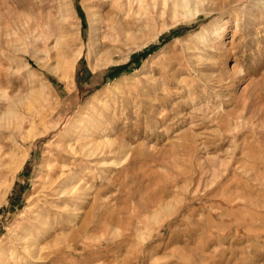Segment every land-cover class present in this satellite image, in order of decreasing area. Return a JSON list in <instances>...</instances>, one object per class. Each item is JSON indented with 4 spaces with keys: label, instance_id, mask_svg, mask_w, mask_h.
<instances>
[{
    "label": "rangeland",
    "instance_id": "374dc122",
    "mask_svg": "<svg viewBox=\"0 0 264 264\" xmlns=\"http://www.w3.org/2000/svg\"><path fill=\"white\" fill-rule=\"evenodd\" d=\"M0 157L13 264L52 163L94 175L95 229L60 252L46 214L37 264H264V0H0Z\"/></svg>",
    "mask_w": 264,
    "mask_h": 264
},
{
    "label": "bare ground",
    "instance_id": "6f19581e",
    "mask_svg": "<svg viewBox=\"0 0 264 264\" xmlns=\"http://www.w3.org/2000/svg\"><path fill=\"white\" fill-rule=\"evenodd\" d=\"M100 5H101L100 2H96V6H98V8H99V12L101 11L100 7H99ZM114 12H116V11H114ZM95 13H97V10ZM94 15H96V14H94ZM107 15H109V14L98 13V15H96V19H97L96 22H98L100 24V26H104V25L107 26V24H108L107 22L108 21H109V23L111 22V20H110L111 17L107 18L106 17ZM57 55H59V53ZM61 55L62 54H60V57H61ZM77 55H81V52L78 51ZM54 56H56V55H54ZM57 59H59V58L57 57ZM59 65H60V63H59ZM58 69H59V67H58ZM66 142L67 141L65 140V143ZM83 142H84L83 144L79 145L80 146L79 149H81L82 154L86 155L87 157L88 156L93 157L94 161H95V158L98 157V154H102V153H103V159L104 160L109 158V154L111 152V147L109 145L110 144L109 141H106V140L102 141V142H104V144L102 142H100L103 144L104 147L102 150H99V152H98V149H100V143H96V142L94 143V140H89L88 142L83 141ZM74 145H72V146H74ZM60 147H62L64 149V151H67V153L72 152L74 150L73 148H69V150H68V148L67 147L65 148V146H60ZM56 152H57V150H56ZM74 152H73V154L79 155L76 152L75 153ZM2 158H3V156H2ZM48 158L50 159L51 157H48ZM48 158H45V160H48ZM0 160H1V157H0ZM49 161H48V164H50ZM96 162H98V161H96ZM66 163H63V164H66ZM109 166L110 165H108V164L103 165L102 168H103L104 172L107 173L110 171ZM84 174L85 173H83V175ZM83 175L80 176L78 174V176H79L78 177L74 174L73 167H69L66 169L64 165H60L59 163L58 164L52 163V164L47 165V166L45 165L44 167L41 168L40 179L38 180L37 184L35 183L36 185L34 184L35 185V188L33 190L34 193H33V195H31L30 197L27 198L28 206L26 207L27 209H26V216H25V218L27 219V225L20 227V229H18V231L15 234H13L12 241H11L10 246H9V248H12L15 250L14 256L20 257V258L25 257L27 262H29L31 264H37V262H41L42 260H44L46 258V256L44 255L42 257L43 258L42 260L37 259V258L41 257L40 254H41V250H42V247L39 246V243H40L39 241H40V239L46 238L45 237L46 236V214L51 215V216H61L63 218H66L64 222H67V223H63L62 225H63V228H67L69 230V232L63 234L64 238H68V242L60 248L61 249L60 252H64V249L66 250V247H69V246H72L73 249H76L79 246L78 241H79V238L82 236V234L89 236L94 231L95 223H94L93 216H94V207L96 204V193L98 192V190L93 189V181H94L93 176L94 175H89V177H90L89 181H91V183H89V184L83 183V180H82ZM38 178H39V176H38ZM109 181H111V180L107 179V182H106L107 189H109V187H110ZM67 184H70L69 187L64 188V186H66ZM91 192H94L95 194L94 195H88ZM85 195H88V197H86V198H87V200H90L87 203V204H89L88 210L81 212V211H79V209L82 207L81 201H78L79 199L76 201H74V200L77 198H82L83 196L85 197ZM82 200H84V199H82ZM51 201L55 202L54 207H57L60 204H63V205L61 207H58L57 209H54V210L48 209L46 211V203L51 202ZM73 204H74V206L72 207ZM81 213H82V215H81ZM81 218H83V219L80 222L79 220H81ZM76 224H77V227L72 228V226L73 225L75 226ZM59 237H61V236H59ZM3 258L4 259L0 258V264H13L12 260L7 259L6 256Z\"/></svg>",
    "mask_w": 264,
    "mask_h": 264
}]
</instances>
